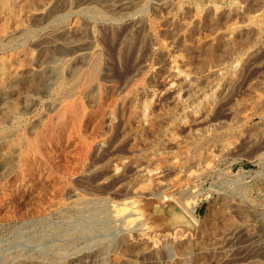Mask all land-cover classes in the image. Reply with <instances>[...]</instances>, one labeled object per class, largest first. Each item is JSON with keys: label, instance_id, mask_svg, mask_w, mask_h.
Returning <instances> with one entry per match:
<instances>
[{"label": "bare ground", "instance_id": "6f19581e", "mask_svg": "<svg viewBox=\"0 0 264 264\" xmlns=\"http://www.w3.org/2000/svg\"><path fill=\"white\" fill-rule=\"evenodd\" d=\"M150 1L152 0H0V190L2 192L5 188L3 179L14 169L17 170L18 177L13 192L18 198L25 197L30 192L31 186L33 188L37 186L40 191L46 190L47 184L41 181V176L45 168L48 174L57 171L49 166L50 160L65 151L71 153L74 151L79 155L77 164H73L78 167L77 176L76 178L72 176L70 182L66 180V184L78 181L89 190L106 191L112 188L108 179L116 177L119 180L121 176L123 177L126 168L122 162L124 160L120 165L115 162L118 166H112L113 163L105 171L99 169V172L93 174V170L99 167L97 162L91 165V159H88L91 157L96 159L105 149L112 151L117 150L118 147L126 148L129 151L127 153L133 155L132 164L138 173H148L149 183H143L141 187L152 188V183L167 176L171 177L181 171V168L203 164L216 153L221 156L236 149L240 143L249 138L244 126L252 118L245 114V111L243 112L239 105L240 100L238 102L233 91L257 51L258 45L257 47L254 45L258 40V33L264 32V10L251 15L248 9L252 7L247 9L239 2L231 1L232 4L223 9L218 4L181 8L176 13L173 11L174 14L165 19L158 17V20L155 17L156 9L152 8L155 18L147 16L151 7ZM252 1L263 3L262 0ZM129 10H136L142 14L132 16L129 22L119 21L121 19L117 15L122 13V16H126ZM240 19L241 23L238 22ZM231 20L233 22L228 24ZM165 36H169L174 43L183 46L185 59L172 56V47L165 41ZM236 52H244V56L242 53L233 68H225L222 61ZM207 90H212V93L209 94ZM206 93L209 95H205ZM243 105L246 107L245 104ZM124 149L121 151L124 152ZM146 149L150 150L151 154L146 157L144 160L146 164L143 166L139 160ZM172 149H177V152L182 154L178 160L171 161L169 156L162 155L163 151L169 152L168 150L172 151ZM63 159L65 160L66 157ZM237 172L235 181L240 179L244 181L245 169ZM207 178H210V174H207ZM20 180L23 181L19 182ZM64 182L65 180L60 177H55L53 184L61 191ZM245 182L241 183L240 187L247 193L248 185ZM176 184L167 182L160 192L154 193V191V194L147 196L146 200L145 196H142L139 202L141 204L143 202V206L140 207L135 201L129 216L138 220L143 215L141 210L152 207L156 201L166 205H171V201L180 203L196 225H206L212 214L215 215L216 212L223 222L221 224L215 222L213 227L209 226L214 230V234H211L215 239L227 237L241 241L238 246L242 242L246 243V251L251 250L250 254L252 252L255 254L253 257H264L263 184L257 195L253 194L249 197L244 194L245 196L240 198L241 202H233L235 209L227 196L223 197L218 207L211 198L213 204H210L207 214L211 216L203 223L195 215L198 208L196 200L199 196H211L215 189H213L214 185L213 190L209 192L206 188L191 192L185 186ZM142 191L141 188L140 192ZM146 192L150 193V191ZM77 196L76 194L75 197ZM94 198H77L66 209L70 207L75 213H85L89 206L94 207L92 205L95 203ZM187 198H192L191 202ZM245 201L252 205L253 211L250 212H253L252 219H249L247 210L242 208ZM10 204V200L5 202V205ZM54 206H57V203ZM159 206H153L154 212L159 211ZM87 210L89 212L92 208ZM95 210L98 211L96 206L94 211L88 214L93 221L98 216ZM104 215L106 216V213ZM89 216L85 217L89 218ZM6 217L10 215L7 214ZM140 221L135 226L143 225ZM35 222H38V219ZM52 225L45 224L44 228L49 229ZM54 226L56 231L60 229L59 225ZM89 226L87 225V228ZM74 227L73 230H79ZM84 227L87 229L86 226ZM91 227L94 229V224ZM105 228H108V225ZM208 235L210 236V233ZM186 248H190V244L187 243ZM22 252L12 256L6 255L3 258L8 264H36L34 254ZM63 254L66 255L62 252L61 255ZM44 259L43 262L46 261ZM59 260L56 264H62ZM70 260L73 263L78 261L76 256ZM252 264H260L259 259Z\"/></svg>", "mask_w": 264, "mask_h": 264}, {"label": "rangeland", "instance_id": "374dc122", "mask_svg": "<svg viewBox=\"0 0 264 264\" xmlns=\"http://www.w3.org/2000/svg\"><path fill=\"white\" fill-rule=\"evenodd\" d=\"M214 1H215V3H214ZM231 1H233V3L239 2L241 5H243L247 9L252 7L250 9H248L249 14H251V15H256V14H258L264 10V0L261 1L263 3H260V2L256 3L255 1H252V0H246V1L245 0H237V1L236 0H165V1L164 0H152V1H150L151 7H150L149 12H147V16H149L151 18L156 17V19H158V17H159V19H161V18L165 19L168 16H171V14H174V12L176 13V11H178V9L179 10L181 8L189 9V8H193V6L194 7L198 6V5H205L206 6L207 4H209V5H213V4L217 5L218 4V6L219 5H220L219 7L222 6L221 9H223V8L228 7L230 5V3L232 4ZM92 4H94V3H92ZM252 5H254V6H252ZM260 6H262V7H260ZM154 7H156V8H154ZM178 7H180V8H178ZM152 8L154 10L155 9L157 10V12H156L157 16L155 14H153L154 10ZM160 8H163V9H160ZM166 10H167V12H166ZM133 11L134 10H131V11L129 10L128 14L126 16H122V13H119L117 15V17L119 19H121L119 21L129 22V20H131L132 16H135V15L139 16L142 14L136 10L134 11V13H133ZM162 14H166V15H162ZM154 15H155V17H154ZM232 20L235 21V19H232ZM232 20L229 21L228 24L230 22H233ZM238 22L241 23L242 20L240 19V20H238ZM257 39L258 40H256V41L259 44L256 42L257 44L255 43L254 47H257V45H258V47H257L258 52L255 51V53H254L255 55H253V57L251 58L248 68L245 70V73L243 74L242 78L239 80L238 84L236 85V87L233 91V95L238 100V102L240 100L241 104L239 103V105L241 106L243 112L245 111L244 113L247 114L250 118H252L247 123L249 126L250 125L251 126L249 127L247 124L244 126V128H246L245 130L248 133L249 138H247L243 143H240L239 144L240 146L237 147L238 149L237 148L232 149L233 151L230 150L231 152L230 151L225 152L221 156H220V154L216 153L217 155L216 154L213 155L211 158H209V160L207 162H205L206 165H204L205 163H203V164L195 165V166H191V167L185 166V167L181 168V171H178V173H174L171 177L167 176L165 179H163V178L160 179V181H158L159 183L158 182L152 183V188L141 187L143 185V183H149V181H147L148 173L145 172L143 174V172L138 173L136 171L137 169H135L134 165L132 164L134 162L133 161L134 157L131 153H127L129 151H127L126 148L124 149L123 147H118L117 150L113 149L115 152L113 150L111 151L110 149L109 150L105 149V151L103 150L104 152L100 153V155L98 156L99 159H97L98 157L96 159H95V157H91L88 159V160L91 159L90 160L91 163H90V161H88L91 165H94V163L97 162L96 164L99 167V168H95L93 170L94 171L93 174L95 172H99L98 171L99 169H103L105 171L108 167L111 166V164H113V163L115 164V162L119 165L123 162V164L126 165V168H125V171H124L125 173H124L123 177L121 176V178L119 180H117L116 177H114L112 179H108V182L112 188H110L106 191H103V192L101 191L102 193L98 192V191H93L91 189L89 190L88 188H84V186L78 181H75L73 183L71 182L72 185L70 183L66 184V180L69 182L72 181V176H75V178H76L77 173H78V167L74 166V165H75L76 160L78 159L79 155L77 153H75L74 151H72V153H71V151L61 152V154L59 156L50 160L49 166L55 168L57 171L54 173L51 172V174H48L47 173L48 171L45 168L44 173L41 176V181L43 183L47 184L46 190L40 191L37 188V186H35L34 188L31 186L29 188L30 192H28L26 194V196L23 197L22 199L18 198L15 195V193L13 192L14 188H15V184H16V179L18 177V176H16L17 170L14 169L13 171H10V174L3 179V183L5 186L4 191L2 192V190H0V197H1L0 198V201H1L0 202V205H1L0 206V214H1L0 215V257H1L0 258V264H8V262H6L4 260L6 255L12 256V255L16 254L17 252H21V251H23L22 253H25V254L26 253L34 254L36 264H39V263L40 264H51V262H52V264H56L57 261L59 260V258H60L62 264H123V263L124 264H133V263L134 264H201V262H202V264H252V262H254L255 260H258V259H259L260 264H264V259L263 260L261 259L263 256L253 257L255 254H253V252H252V254H250L251 250L246 251V243L245 242H244L245 244H243V242H242L241 245L238 246L241 241L234 240V239H228L227 237L226 238L220 237L221 239L219 237H217V239H215L214 235L211 234V233L214 234V230H212V228H210V227H213L215 222H218L221 224L223 222V219L220 217L219 214H216V212H215V215H213V214H212V216L210 215L211 217L207 216V214L209 212V206H210V204H213V203H211L212 199L215 201L214 205L215 206L217 205V207L223 201L224 196H227L230 199V202L232 201L231 204L233 202L238 203V201L241 202L240 198L242 199V197L245 196L244 194H246V196L252 197L253 194L257 195L259 193V189L264 186V154H263L264 153V32L258 33ZM165 41L167 43H169L170 46L172 47V56L174 55V57H176L177 59H178V57L180 59L186 58V56L184 55V51L182 50L183 46L181 44H180V46H182V47H180L177 43H174L173 39H171L169 36H165ZM173 47H174V49H173ZM259 47H261L260 50L258 49ZM180 49H181V51H180ZM180 52L182 53V55ZM244 52H236L237 54L234 53L233 55L229 56L228 58H225V60L222 61V65H225L224 67L227 69L233 68L236 65L235 62H237V60L239 59V57L241 56L242 53H243L242 56H244ZM178 53H180V55ZM206 92H208V93L210 92L209 94H211L212 90H207ZM208 93H206L205 95H209ZM253 93L257 94V96L254 95ZM249 95H250V97H249ZM243 104H245V106L247 108L244 107ZM251 110H253V111H251ZM247 111H249V112L247 113ZM247 128H249V129H247ZM123 149H124V152H122ZM168 151L169 152L163 151L162 155L169 156L171 161L178 160L179 157L182 155V154H180V152H177L178 151L177 149H175V150L172 149V151L171 150H168ZM111 152H112V154H111ZM144 152H145V154H144ZM144 152L141 155L140 160H139V163L142 162L141 164H143V166H145V164H146L144 162V160L146 159V157L150 156V154H151V151L148 149L144 150ZM233 152H234V154H233ZM225 154H227V155H225ZM65 157H66V159H65L66 161L63 159ZM103 157H104V159H102ZM217 157H219V158H217ZM92 160H94V161H92ZM122 160H124V161H122ZM67 163L69 164V166ZM71 163H72V165H71ZM114 164L112 166L117 165V164H115V165ZM60 166H61V169L63 167L62 170L60 169ZM71 168H72V170H71ZM240 169H245L246 179L244 181L240 179L236 182L235 181L236 174L238 173L237 171H239ZM60 170H61V172H60ZM126 170H127V172H126ZM205 170H207L206 171L207 173L204 172ZM187 171H188V173H187ZM211 172H213V173H211ZM46 173H47L48 177H47ZM120 173H121V171H119L118 174H120ZM207 174H210V178H207ZM204 175H206V176H204ZM107 176H110V175H107ZM55 177L56 178L60 177L61 179L65 180L64 185L62 186L63 190L59 191V188H57L53 184ZM193 177H195V178H193ZM47 178H48V180H47ZM21 181H23V180H20L19 182H21ZM110 181H111V183H110ZM117 181H119V182L117 183ZM167 182H169V183L174 182L175 184L177 182L176 185H183L187 188V190L189 189V191H191V192H193V191L197 192L202 188H206V190L209 192V191H211L212 186L214 185L213 189L214 188L215 189H214L213 193L211 194V196H208V197L199 196L196 200L198 208L195 212V215L198 216V218H200L202 223L204 221H206V219L208 217H210L209 218L210 221H208L207 224L204 226L203 225H196L195 222L193 221V219L190 217V215H188L187 211L181 206L180 203H178L176 201H171V205H169V204L166 205V204L160 203L159 201H156L153 204V206L160 205L159 211L154 212L153 206L150 208H147V209L143 208L141 210L143 212V215H141L140 218H138V220H134L135 218L133 216H129L130 210H132V204L135 203V201H136L137 205L139 204L140 207H141V205L143 206V202H142V204H141V202H139V200H141V197L145 196V200H146L147 196L153 195L156 192H160V190H162V188H164L165 185H167ZM243 182H245L248 185V188L246 190L247 193L244 192L243 189H241V187H240V185H242L241 183H243ZM112 183H113V185H112ZM119 183H121V185ZM52 184L54 185V187ZM262 184H263V186H262ZM133 186H136V187H133ZM139 186L142 188L143 193L140 192L141 188ZM252 187H253V189H252ZM125 190H126V192H125ZM34 191L36 192L37 195L35 194ZM128 191H130V192L128 193ZM146 191H150V193H148ZM105 192H107V193H105ZM134 192H136V193H134ZM144 192H146V193H144ZM248 192L251 194H249ZM33 193H34V195H33ZM119 193H120V195H119ZM76 194L78 195L77 197H75ZM79 194H80V196H79ZM115 194H116V196L118 194V196L116 197ZM247 194H249V195H247ZM81 195H83V196H81ZM121 195H122V197H121ZM123 195H125V196H123ZM98 196H100V197H98ZM119 196H120V198H119ZM29 197H30V199H28ZM72 197H74V198H72ZM91 197L92 198L95 197L94 198V200H95L94 204L95 205L92 204L94 207L89 206L87 209L92 208L91 211L93 212L94 208L96 206V209L98 211L95 210V212H97L98 216H96V219H94L95 222L88 215V214H90L89 212H91L90 210H89V212H87L88 210L86 209L85 210L86 212L84 211L86 214L83 212H81L79 214V213H75V210L73 208L71 209L69 207L71 210L69 208L66 209V207L71 205L73 200H75L77 198L90 199ZM96 197H97V199H96ZM110 197L112 198V200ZM113 197H115V198H113ZM7 200L11 201V204L9 206L5 205V202ZM19 200H21V201H19ZM105 200H106V202H105ZM187 200L189 202H191L192 198H187ZM49 201H51V203ZM39 202H41V203H39ZM56 203H57V206H54V204L56 205ZM107 203H109V204H107ZM249 203H248V201H245L243 203L244 206H242V208L244 210H247V212L249 213V219H252L253 212L252 213H250V212L253 211V208H252L251 204L249 205ZM25 204H26V206H24ZM29 205H31L33 208L32 207L30 208ZM110 205H112V206L109 208ZM232 205H233V209H235L234 204H232ZM104 206H108V207H104ZM36 207H37V209H36ZM47 208H48V210L46 211ZM103 208H104L105 212H104ZM107 209H109V210H107ZM34 210H35V212H34ZM41 210H45V211H41ZM52 211H54V212H52ZM99 211H102V212H99ZM36 213H39V214L37 215ZM99 213H101V214H99ZM102 213L103 214L106 213V216L105 215L103 216ZM107 213H109V215H107ZM233 213H234V211H233ZM7 214H8V216L10 215V217H6ZM97 214H95V215H97ZM4 216L6 217L7 220L1 219L2 217L5 218ZM18 216H20V217H18ZM85 216H89V218H86ZM66 217H69L70 220H69V218H66ZM74 217H76V218L78 217L79 219L77 218V220H76V218H74ZM8 218H10V219H8ZM29 218L31 221L30 220L28 221ZM211 218H213V219H211ZM37 219H38V222H35V221H37ZM140 219H141V221H140ZM82 220H84V221L82 222ZM139 221L143 222L142 223L143 225H140L138 227L135 226ZM74 222H76V223H74ZM80 222H82V223H80ZM96 222H98L97 223L98 225L96 224ZM29 223H32V224H29ZM40 223L43 225H41ZM71 223L74 225L72 226ZM77 223H78V225H77ZM100 223L102 224V227H101ZM45 224L46 225H52L53 224V225L49 226V229H48V227L46 229V228H44ZM93 224L95 226L94 229H93V227H91V226H93ZM103 224H105L106 226L108 225V228L104 229V227H106V226H103ZM58 225H59V228L61 230L59 229L56 231V229H54L53 226L57 227ZM62 225H64L65 227ZM81 225L83 227H81ZM87 225L88 226L91 225V226H89L87 228ZM60 226H62V227H60ZM84 226H86V228L88 230L85 229ZM73 227L78 228L79 230H76V229L73 230ZM79 227H81V228H79ZM90 227L92 228L93 231L91 230ZM141 227H142V229H140ZM41 228H44V229L42 230ZM89 228H90V230H89ZM51 229H53V230H51ZM35 230H36V232H35ZM45 230L47 232H45ZM50 230L53 231L54 234ZM204 230H205V232H204ZM63 231H64V234H63ZM80 231H81V233H79ZM88 231H89V234H87ZM43 232L48 234V236L46 234L43 235L42 234ZM209 233H210V236L208 235ZM85 238H86V240H85ZM101 238H103V239H101ZM208 238H209V240H208ZM207 242H208V244H207ZM187 243L190 244V248H186ZM58 245H59V247H58ZM200 245H202V247H200ZM24 247H26V248L24 249ZM61 247H62V249H61ZM243 247H244V249H243ZM233 248H235V249L233 250ZM249 249H251V248H249ZM16 250H17V252H15ZM116 250H117V252H116ZM228 250L230 253L228 252ZM57 251L59 252V254ZM62 252L66 253V255L65 254L61 255ZM36 255H38V256H36ZM221 255H222V257H221ZM75 256L77 257L78 261L73 263V262H71L70 259H72V257H75ZM44 258H46V259H44ZM63 258H64V260H63ZM204 258H205V260H204ZM43 259L46 261L43 262ZM54 260H55V262H54Z\"/></svg>", "mask_w": 264, "mask_h": 264}]
</instances>
